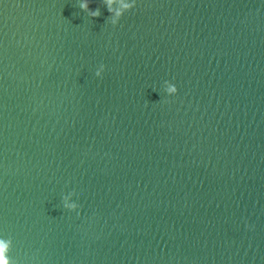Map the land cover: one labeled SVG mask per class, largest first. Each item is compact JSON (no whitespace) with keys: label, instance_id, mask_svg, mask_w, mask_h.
I'll return each instance as SVG.
<instances>
[{"label":"water","instance_id":"obj_1","mask_svg":"<svg viewBox=\"0 0 264 264\" xmlns=\"http://www.w3.org/2000/svg\"><path fill=\"white\" fill-rule=\"evenodd\" d=\"M0 264H264V0H2Z\"/></svg>","mask_w":264,"mask_h":264},{"label":"clouds","instance_id":"obj_2","mask_svg":"<svg viewBox=\"0 0 264 264\" xmlns=\"http://www.w3.org/2000/svg\"><path fill=\"white\" fill-rule=\"evenodd\" d=\"M101 71H102V68H101ZM97 75H100V71L97 72ZM166 91L169 94H173L176 92V89H175L174 85L169 84L168 87L166 88ZM71 206L74 207V205H71Z\"/></svg>","mask_w":264,"mask_h":264},{"label":"snow or ice","instance_id":"obj_3","mask_svg":"<svg viewBox=\"0 0 264 264\" xmlns=\"http://www.w3.org/2000/svg\"><path fill=\"white\" fill-rule=\"evenodd\" d=\"M0 3H2V0H0Z\"/></svg>","mask_w":264,"mask_h":264}]
</instances>
